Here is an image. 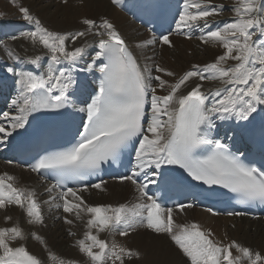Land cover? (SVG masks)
Here are the masks:
<instances>
[{
	"label": "snow or ice",
	"instance_id": "obj_1",
	"mask_svg": "<svg viewBox=\"0 0 264 264\" xmlns=\"http://www.w3.org/2000/svg\"><path fill=\"white\" fill-rule=\"evenodd\" d=\"M62 2L67 4L68 0ZM122 2L111 0L117 6ZM18 10L31 26L19 38L30 41L34 47L42 46L48 63L45 66L41 55L24 58L7 52L10 58L34 69H7L18 77V95L11 101L15 114H0V144L22 135L20 130L27 131L26 126L46 113L71 116L72 112L67 110L72 109L84 114L75 142L62 150L37 153L27 167L41 179L54 181L44 189L49 197L44 203L62 208L68 214L63 217L66 224H73L70 215L78 220L84 215L88 217L87 230L76 245L90 264H125V259L139 258V252L99 238L104 232L126 237L137 227L167 237L185 258L184 264L261 262L264 258L258 252L254 254L234 240L227 244L219 242L211 230L196 222L177 223L174 212L195 207L194 203L168 207L162 201L171 199L168 192L173 187L183 190L208 186L205 191H215L218 186L243 203L264 205V165L246 162L247 158L230 151L223 139L214 138V132L217 137L221 135L217 120L250 122L258 109L264 111V0H238L231 9L233 18L222 26L209 18L220 15L223 5H213L211 0H182V6L173 15L174 28L158 40L153 37L138 47L147 48L157 42L174 47L170 39L173 32L191 39L199 31L201 43L224 51L213 62L192 65L174 83L159 75L176 77L173 71L154 61L142 66L107 18L83 17L82 30L57 31L50 30L27 7L19 6ZM89 36L94 38L92 42L85 39L75 46ZM10 38L16 40L17 36ZM93 48L94 52H90ZM229 61L234 63L229 65ZM94 72L100 74L98 85L89 89L86 76L82 80L80 74ZM193 78L217 81L221 87L205 90L202 83H196L183 94L182 89ZM158 88L167 94H158ZM77 103L83 106L77 107ZM62 109L63 112L59 111ZM231 130L224 131L223 136L228 137ZM130 148L134 150V158L129 161L130 173L117 179L134 186L136 202L118 206L88 204L81 193L89 188L105 191L106 182H80L96 176L105 164L111 167L120 161ZM177 169L186 174L182 185L177 184ZM15 180L8 173L0 174V209L18 206L25 211L28 224H43L37 192L15 186ZM69 181L78 186H70ZM206 211L218 214L210 208ZM69 235L75 233L70 231ZM33 236L43 242L40 236ZM18 239H25L19 226L0 228V264H41L25 246L10 244ZM233 249L238 253L235 256Z\"/></svg>",
	"mask_w": 264,
	"mask_h": 264
},
{
	"label": "bare ground",
	"instance_id": "obj_2",
	"mask_svg": "<svg viewBox=\"0 0 264 264\" xmlns=\"http://www.w3.org/2000/svg\"><path fill=\"white\" fill-rule=\"evenodd\" d=\"M61 1L0 0L2 2L0 7L4 10V17H0V63L4 66L3 70L0 68V109H2L0 114L6 111L15 114L16 111L11 101L18 95V86L16 84L18 77L7 69L14 67L16 72L34 69V66L26 65L10 58L7 52L13 51L24 58L41 55L44 57L43 63L45 66L48 63L46 50L42 46L34 47L30 41L19 38L21 32L31 30V26L21 17L18 10L19 6L27 7L30 13L37 16L50 30H82L85 27L80 23L83 17L96 20L100 18L109 19L126 40L130 50L142 66L145 63L151 64L154 61L176 73V77H167L159 74L170 83H174L176 79L190 70L192 65L203 66L213 62L224 51L221 47L201 43L198 37L188 39L184 35H176L174 32L170 36L174 47H168L159 42L147 48L138 47V45H142L153 37L158 40V36L153 35L145 27L131 19L132 9L136 5V0H123L120 6L113 5L111 0H68L67 4ZM175 1L180 8L182 0L180 2L179 0ZM237 2L238 0H211L213 5H223L230 12H222L220 15L209 19L220 26L230 22L234 15L231 9ZM197 34L198 36L200 35L199 31H197ZM14 35L17 36L16 40L10 38ZM85 39L89 42L94 40L92 36H89L81 39L75 46L83 44ZM94 50L93 48L89 51L94 52ZM148 57L152 59L149 60L147 59ZM233 63V61L228 62L229 65ZM35 74H40V72L36 71ZM85 76L89 89L97 87L99 72L80 74L82 80ZM196 83H202L205 90H214L217 87H221L217 81H199L193 78L189 85L182 89V93L186 94ZM157 93L160 95L167 94L165 90L159 88ZM81 106L83 105L77 103V107ZM70 111L77 119L82 114L73 112L72 109ZM254 116L255 119H251L250 122L235 121L234 119L230 121L217 120L216 123L221 126V135L217 137L214 132V138H221L225 143H237L240 147L248 146L252 142L254 129H264V111L258 109ZM237 124L246 125V127L237 128L235 127ZM229 128L232 130L229 131L228 137L223 136L224 131ZM24 131L20 130L21 133ZM7 144L8 142L0 144V154L6 151L5 145L7 146ZM3 173H8L16 178L15 186L34 189L37 192L44 217L43 224L30 225L27 223L25 211L18 206L12 205L5 209H0V228L19 226L25 233L24 240L10 241V244L13 247L25 246L32 255L41 261V264H60L61 261H63V264H90L88 258L80 253L76 245V241L83 238V234L87 230V216L84 215L82 219L78 220L74 215H70L68 218L73 220V224H66L63 217L68 214L63 213L62 208L57 209L44 203L49 198L44 189L50 183L40 180L23 166L15 163L10 164L9 157L5 154L0 159V174ZM105 182V191L89 188L88 191L81 193L88 204L118 206L119 204L131 205L136 202L137 194L130 182L121 183L114 180H105ZM6 217H10V219L6 220ZM174 217L177 223L196 222L202 228L211 230L214 233V239L217 241L227 244L234 240L242 246L248 247L254 254L258 252L264 258V218L262 217L251 219L247 216H213L206 209L196 207L186 208L184 211L176 210ZM70 231L75 233V235H69ZM33 233L40 236L43 242L35 239ZM99 238L105 239L109 244L113 241L119 242L126 248L139 252V258L125 259V264H184L185 262V258L167 237L158 236L146 229H137L126 237H119L118 234L116 236V234L104 232L99 234ZM232 251L234 256L238 254L234 249ZM52 257H55V260ZM243 264H248L247 260H244ZM258 264H264V259Z\"/></svg>",
	"mask_w": 264,
	"mask_h": 264
},
{
	"label": "rangeland",
	"instance_id": "obj_3",
	"mask_svg": "<svg viewBox=\"0 0 264 264\" xmlns=\"http://www.w3.org/2000/svg\"><path fill=\"white\" fill-rule=\"evenodd\" d=\"M62 2V1H61ZM0 3H2V2H0ZM61 4H63V3H61ZM224 9L226 10H224L223 12H230V10L228 9V8H225L224 7ZM4 13V10L2 9V7H0V17H4L3 14ZM232 14V13H231ZM175 33V32H174ZM175 34H177V33H175ZM200 34V33H199ZM159 38V37H158ZM195 38H196V35H195ZM192 39V38H191ZM0 65H1V63H0ZM3 65H1L0 66V68H2V70L4 69V66L2 67ZM137 229H145V228H143V227H137L134 231H136ZM134 231H132V232H134ZM132 232H130V233H132ZM129 233V234H130ZM118 234V233H117ZM117 234H116V236H117ZM119 235V234H118ZM119 237H120V235H119ZM116 242V241H115ZM117 243H119V242H117Z\"/></svg>",
	"mask_w": 264,
	"mask_h": 264
}]
</instances>
